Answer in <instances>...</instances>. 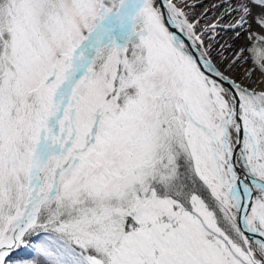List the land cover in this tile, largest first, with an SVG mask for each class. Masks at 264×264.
Segmentation results:
<instances>
[{
    "label": "snow or ice",
    "instance_id": "snow-or-ice-1",
    "mask_svg": "<svg viewBox=\"0 0 264 264\" xmlns=\"http://www.w3.org/2000/svg\"><path fill=\"white\" fill-rule=\"evenodd\" d=\"M224 3L0 0V264H264V35L218 39L264 0Z\"/></svg>",
    "mask_w": 264,
    "mask_h": 264
},
{
    "label": "bare ground",
    "instance_id": "bare-ground-1",
    "mask_svg": "<svg viewBox=\"0 0 264 264\" xmlns=\"http://www.w3.org/2000/svg\"><path fill=\"white\" fill-rule=\"evenodd\" d=\"M185 2L188 5H195L194 8H188V9H186V11L190 12V16L192 18H201V27L202 28L204 25L217 23V22L223 26H227L231 23H234L235 20L237 19L236 14L229 15L227 13L228 4L224 3V0H185ZM256 12H257V10L254 9V13H253L254 19L251 22L252 27L248 30V32H242L240 38H238V39L236 38L235 32H233V31L224 32V31H220L218 29V31L220 32V35L218 37L220 42L225 44V45H232V47L229 51H226L223 53V55L225 57H227V61L225 63H223L222 65H220L222 70L227 71L228 70V63H230L235 58L237 53H239L240 49L245 48V42L243 39L244 36L249 35L250 32H255L257 30V28L260 26L258 23H256V20H255ZM208 42L214 43V41H208ZM220 51H222V49H219V48L216 49V52H220ZM214 55H215V53H214ZM244 56L248 57L246 55H244ZM215 58L217 61H219L221 59V57L219 55H216ZM247 60L237 61L236 64L233 66V68L230 71H228V74L235 79L241 80L240 79L241 76H243L244 74L247 75L249 70H253L247 64V62H248ZM251 76H252V78L255 79L254 82H257V83L259 81L261 82L262 80H264V76H261L259 73L252 72ZM249 77L250 76L245 77V81H246V79L249 80L250 79ZM243 80H244V78H243Z\"/></svg>",
    "mask_w": 264,
    "mask_h": 264
},
{
    "label": "rangeland",
    "instance_id": "rangeland-1",
    "mask_svg": "<svg viewBox=\"0 0 264 264\" xmlns=\"http://www.w3.org/2000/svg\"><path fill=\"white\" fill-rule=\"evenodd\" d=\"M256 33H258V34H260V35H264V27H261V26H259L258 28H257V30L255 31ZM244 42H245V48L244 49H247L248 48V46L250 47L251 45H252V41L253 40H251L250 38H249V35H245L244 36ZM247 40V41H246ZM244 55H246V56H248V62H247V64L249 65V67H251L254 71V73H259L260 75H261V73H260V71L256 68V66H255V64H254V62H253V60L251 59V54H250V52H248V51H245L244 53H243ZM244 74V73H243ZM248 77V74L246 75V74H244L243 76H241V80H239V79H237V81L238 82H242V83H246V84H249L250 86H255L256 84H259L260 83V81L257 83V82H254L255 81V79L254 78H252V76H250L249 78V80H247L246 79V81H245V77ZM262 76V75H261ZM244 78V80H243V78ZM252 79V80H251ZM243 80V81H242Z\"/></svg>",
    "mask_w": 264,
    "mask_h": 264
},
{
    "label": "trees",
    "instance_id": "trees-1",
    "mask_svg": "<svg viewBox=\"0 0 264 264\" xmlns=\"http://www.w3.org/2000/svg\"><path fill=\"white\" fill-rule=\"evenodd\" d=\"M252 43H253V41H252ZM251 54V53H250Z\"/></svg>",
    "mask_w": 264,
    "mask_h": 264
}]
</instances>
